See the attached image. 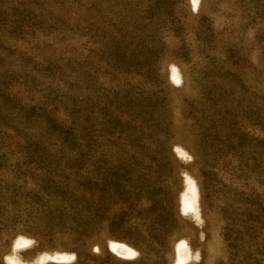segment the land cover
Segmentation results:
<instances>
[{"label":"rangeland","instance_id":"374dc122","mask_svg":"<svg viewBox=\"0 0 264 264\" xmlns=\"http://www.w3.org/2000/svg\"><path fill=\"white\" fill-rule=\"evenodd\" d=\"M18 236L264 264V0H0V264Z\"/></svg>","mask_w":264,"mask_h":264},{"label":"clouds","instance_id":"9594fccd","mask_svg":"<svg viewBox=\"0 0 264 264\" xmlns=\"http://www.w3.org/2000/svg\"><path fill=\"white\" fill-rule=\"evenodd\" d=\"M35 241L28 239L24 236H18L12 242L11 253L3 257V264H26L23 258L19 255L20 252L32 247ZM134 255H136L134 253ZM197 257L199 253H196ZM75 256H69L67 253L60 252H43L39 253L35 259L32 261V264H70L71 260H74ZM192 259L191 252L187 249L185 242H181L176 247V260L175 264H189V261Z\"/></svg>","mask_w":264,"mask_h":264},{"label":"bare ground","instance_id":"6f19581e","mask_svg":"<svg viewBox=\"0 0 264 264\" xmlns=\"http://www.w3.org/2000/svg\"><path fill=\"white\" fill-rule=\"evenodd\" d=\"M172 76L175 80H177L179 78V74L177 71H173L172 72ZM180 80V79H179ZM190 183V181L188 180V184ZM187 193V192H186ZM189 197L187 196V194H183V208H189ZM193 202V201H192ZM25 237V236H24ZM28 238V237H26ZM30 239V238H28ZM181 242H185L186 244V241H181ZM179 242V244L181 243ZM178 244V245H179ZM110 246H111V249L115 252H117L119 255H121L123 258H132L134 255L133 253H136L135 249L131 246H129L128 244L124 243V242H120V241H111L110 242ZM187 247V245H186ZM60 253H67L69 254V256H72L73 254L72 253H68V252H60ZM176 260V258H175ZM26 264H32V262H26ZM175 264V262H174Z\"/></svg>","mask_w":264,"mask_h":264},{"label":"snow or ice","instance_id":"6c2138e0","mask_svg":"<svg viewBox=\"0 0 264 264\" xmlns=\"http://www.w3.org/2000/svg\"><path fill=\"white\" fill-rule=\"evenodd\" d=\"M194 3H195V0H194ZM133 255H134V253H133Z\"/></svg>","mask_w":264,"mask_h":264}]
</instances>
